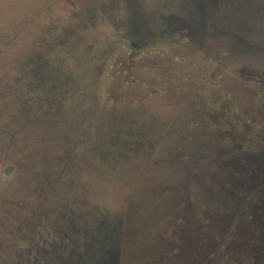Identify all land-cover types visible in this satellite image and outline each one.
<instances>
[{
  "label": "rangeland",
  "instance_id": "obj_1",
  "mask_svg": "<svg viewBox=\"0 0 264 264\" xmlns=\"http://www.w3.org/2000/svg\"><path fill=\"white\" fill-rule=\"evenodd\" d=\"M262 125L264 0H0V264L75 225L118 264H255L228 177Z\"/></svg>",
  "mask_w": 264,
  "mask_h": 264
},
{
  "label": "flooded vegetation",
  "instance_id": "obj_2",
  "mask_svg": "<svg viewBox=\"0 0 264 264\" xmlns=\"http://www.w3.org/2000/svg\"><path fill=\"white\" fill-rule=\"evenodd\" d=\"M132 44L134 46H138L137 45L138 40L137 42H132ZM248 122L249 121L246 122L247 123L246 125L244 123L245 125L244 128L251 127V124L250 123L248 124ZM261 128H264V126L262 125ZM227 135H228V140L232 142L234 140L233 139L234 135L231 134L229 130L224 131L223 133L220 132L219 134L220 137H225ZM253 140L257 141L258 139H255L253 137ZM258 143L260 144V142ZM261 143H263L261 144L263 148V152L258 153L259 156L257 158L252 156L248 158L246 156L243 159V162L240 164V165L243 164V166H240L236 171L237 172L236 175H239L238 173H240V171L244 174L247 171L252 170V173L256 175V177H254L253 179L255 181L253 182V184L250 185L247 182L246 184H248V187L250 186L249 192H251V194H254L253 197L256 196L257 199H259L258 195L256 194L257 189L261 190L260 192L264 191L263 190L264 189V141H261ZM228 160H230V158ZM230 165L233 168L234 165L229 163V166ZM242 167H248V170L245 169L243 170ZM232 168H230V170H233ZM257 169L261 171H258ZM234 179H236V176L233 177L231 175V177L230 176L228 177L229 185L231 186L232 184L235 185V183L233 182ZM243 185L242 188L244 189L245 186ZM251 187L253 188L252 190ZM61 231L64 234L59 236L60 242H57L54 239H52V241H46L45 239L41 238L40 241H36L37 246L34 244L35 247L34 249L36 250L35 253L32 252L30 253L29 258H27L26 260L27 262L22 263L20 261L18 264H112L111 263L112 259L110 257H107L108 252L105 251L106 249L103 246L104 242L102 237L104 238V235L103 236L99 235L101 236L100 237L101 240L97 241V243L95 241L94 243L96 244L92 246L91 242L89 241L90 237H88V240L86 239L88 235L87 231H84L83 233H80V235L77 236L78 233L76 231V225L72 227L71 226L66 227V229H63ZM78 238L80 239L82 238V240H80L81 242L78 241ZM41 244L42 245L45 244V246L42 247ZM91 247H94V249H92L94 255L89 253V249ZM38 249H40L41 252L38 251ZM260 249H264V248H260ZM254 250L257 251L259 249L256 248ZM21 258L22 256L20 255V259ZM56 260H59L60 262H56Z\"/></svg>",
  "mask_w": 264,
  "mask_h": 264
},
{
  "label": "trees",
  "instance_id": "obj_3",
  "mask_svg": "<svg viewBox=\"0 0 264 264\" xmlns=\"http://www.w3.org/2000/svg\"><path fill=\"white\" fill-rule=\"evenodd\" d=\"M242 169L243 170L244 169L245 170H248V167H242ZM240 173H238L239 175H236V179L235 180H237V182L240 185H243L244 184L243 185V186H245V189L244 190H245V192L246 191L248 192L250 186L248 187V184H246V182L249 183L250 185L253 184V182H255L253 179H254V177H256V175L252 173V170H249V171H247L244 174L241 171H240ZM252 189L253 188L251 187V190ZM260 191L261 190H258L257 189V192H256V194L258 195V198H259L257 204L256 205H253L252 207H250L249 210L247 211V213L244 216H242V217L247 216L248 218L249 217L257 218L256 221H259V219L257 217L258 213H259V217L261 215L264 217V191H262V192H260ZM233 202H234L233 199H229V203L228 204L233 205L234 204ZM237 217H239V216H237ZM242 217H239V219L242 218ZM262 224H264V222H262ZM257 238H258L257 241H255L254 243L257 245V248L259 250H257V251L253 250L254 253H253L251 259H253V261H254L255 264H264V249H260V248H264V244H262V242L264 240V227L263 226L258 225Z\"/></svg>",
  "mask_w": 264,
  "mask_h": 264
},
{
  "label": "water",
  "instance_id": "obj_4",
  "mask_svg": "<svg viewBox=\"0 0 264 264\" xmlns=\"http://www.w3.org/2000/svg\"><path fill=\"white\" fill-rule=\"evenodd\" d=\"M111 263L112 264H118V262H117V256H114L113 257V260H111Z\"/></svg>",
  "mask_w": 264,
  "mask_h": 264
}]
</instances>
